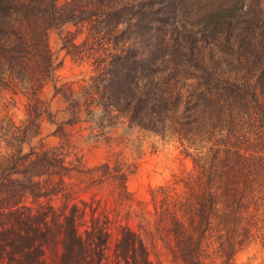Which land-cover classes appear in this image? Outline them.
Here are the masks:
<instances>
[{"label":"trees","instance_id":"trees-1","mask_svg":"<svg viewBox=\"0 0 264 264\" xmlns=\"http://www.w3.org/2000/svg\"><path fill=\"white\" fill-rule=\"evenodd\" d=\"M60 1L0 0V88L10 75L36 103L23 126L0 127V264H156L149 238L173 264H209L213 249L231 261L264 228V0ZM68 22L89 33L68 54L95 49L97 105L197 151L152 192L153 210L120 165L24 149L53 122L39 95L47 38Z\"/></svg>","mask_w":264,"mask_h":264},{"label":"rangeland","instance_id":"rangeland-1","mask_svg":"<svg viewBox=\"0 0 264 264\" xmlns=\"http://www.w3.org/2000/svg\"><path fill=\"white\" fill-rule=\"evenodd\" d=\"M60 2L63 4L65 0ZM212 2L194 0L200 6ZM88 35L86 27L70 22L48 32L54 69L52 78L39 95L41 103H46L52 112L53 122L41 121L40 135L31 139L24 149L27 151L30 146L48 149L63 147L69 160L78 158L88 168L102 164L120 165L129 174V191L136 200L149 203V208L153 210L150 205L152 192L168 182L172 184L174 175L190 172L193 164L186 153L196 155L197 151L169 134L160 136L142 130L117 111L106 112L97 105L95 97L90 95L95 75V49L86 50L90 56L79 55L76 58L65 49L67 46L74 51L73 45L83 46ZM56 89H59V95ZM31 93L27 85L10 75L5 76L0 88V127L9 123L23 126L27 122ZM37 106L38 110H42V104ZM3 138L0 135V155L9 152ZM260 219L264 220V211ZM257 236L231 261L218 256L216 249L211 250L209 261L212 262L209 264H264V228ZM148 243L156 264H173L159 241L149 238Z\"/></svg>","mask_w":264,"mask_h":264}]
</instances>
